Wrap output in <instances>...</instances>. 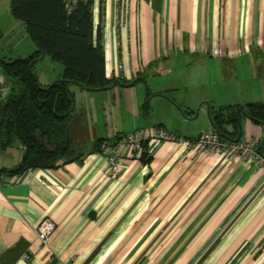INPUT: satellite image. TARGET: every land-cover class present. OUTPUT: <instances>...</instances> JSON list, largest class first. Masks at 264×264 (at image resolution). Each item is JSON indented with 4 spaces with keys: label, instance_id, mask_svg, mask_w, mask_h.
Listing matches in <instances>:
<instances>
[{
    "label": "crops",
    "instance_id": "crops-1",
    "mask_svg": "<svg viewBox=\"0 0 264 264\" xmlns=\"http://www.w3.org/2000/svg\"><path fill=\"white\" fill-rule=\"evenodd\" d=\"M93 8L114 83L75 84L89 103L71 116V160L15 172L25 147L0 150V264H264V171L181 140L125 152L111 176L99 150L102 140L159 126L194 139L214 129L212 109L262 102L264 67L252 58L264 50V0H94ZM239 62L258 93L195 90L239 87ZM0 80L9 84L1 66ZM241 123V140L264 139L263 124ZM45 218L57 225L50 246L35 233Z\"/></svg>",
    "mask_w": 264,
    "mask_h": 264
},
{
    "label": "trees",
    "instance_id": "trees-1",
    "mask_svg": "<svg viewBox=\"0 0 264 264\" xmlns=\"http://www.w3.org/2000/svg\"><path fill=\"white\" fill-rule=\"evenodd\" d=\"M93 6L94 0H11L13 16L24 22L36 45L26 59L0 57L2 74L10 86L0 102V150L16 142L26 150L15 172L52 169L71 160L70 123L76 106L72 85L101 90L114 83L107 77L102 31L101 26L95 28ZM43 54L64 65L62 78L48 85H41L34 71ZM150 110L147 104L145 113ZM244 116L264 125V101L211 110L214 129L229 140H240L239 120ZM227 125L233 126L232 133ZM257 147L264 156V139Z\"/></svg>",
    "mask_w": 264,
    "mask_h": 264
},
{
    "label": "built area",
    "instance_id": "built-area-1",
    "mask_svg": "<svg viewBox=\"0 0 264 264\" xmlns=\"http://www.w3.org/2000/svg\"><path fill=\"white\" fill-rule=\"evenodd\" d=\"M9 92V84L0 80V102L8 96ZM181 140L190 142L198 151L224 153L234 160L243 161L258 170L264 171V156L258 151V147L253 141L225 139L215 129L205 131L194 139L178 137L162 126L152 129H138L114 140H104L100 146V153L108 161L109 174L119 176L122 172V158L125 152L131 154L132 157H139L147 143L178 142ZM56 227L57 225L52 219L45 218L35 228V233L44 245L50 246L51 236ZM25 258L30 260L31 255L27 253Z\"/></svg>",
    "mask_w": 264,
    "mask_h": 264
},
{
    "label": "rangeland",
    "instance_id": "rangeland-1",
    "mask_svg": "<svg viewBox=\"0 0 264 264\" xmlns=\"http://www.w3.org/2000/svg\"><path fill=\"white\" fill-rule=\"evenodd\" d=\"M15 19L16 18L13 16L11 10V0H0V55L5 58L12 57L13 59H26L32 54V52L29 54L27 52L29 48L34 45V42L29 36L26 27L24 28V26H22L21 28V26H17L14 22L17 21ZM25 54L28 55H26V57H22ZM252 59H255L253 61L258 65V70L262 71L264 67V50L258 51ZM240 64V62L232 64V68L234 69L236 66L239 77H241L238 83L239 87H227L228 83L225 84L223 81L218 82L215 80L216 83L214 82L209 87L200 83L201 86L195 90L200 92L211 91L212 93H218L219 97L223 96L224 98L225 96L232 95V93H256V87L258 84H255L253 79H245V74L242 70L243 67ZM34 71L41 85L51 84L55 80L62 78L64 65L61 62L54 61L48 56L35 62ZM16 88L19 90L18 86ZM72 90L75 92L74 95L76 94L75 102L77 107L89 103L87 94L82 96L80 94V90L75 87V84L72 85ZM261 95V98L264 101V92Z\"/></svg>",
    "mask_w": 264,
    "mask_h": 264
},
{
    "label": "water",
    "instance_id": "water-1",
    "mask_svg": "<svg viewBox=\"0 0 264 264\" xmlns=\"http://www.w3.org/2000/svg\"><path fill=\"white\" fill-rule=\"evenodd\" d=\"M46 56V54H43L42 56V59ZM34 63L31 64V66H33ZM149 94V90H147V95ZM211 123L213 124V121L211 120ZM214 125V124H213ZM239 125H240V132H239V137L238 139L241 138L242 136V131H243V128H242V123H241V120H239Z\"/></svg>",
    "mask_w": 264,
    "mask_h": 264
}]
</instances>
